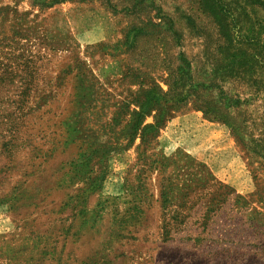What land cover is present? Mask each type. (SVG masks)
Listing matches in <instances>:
<instances>
[{
  "label": "rangeland",
  "instance_id": "rangeland-1",
  "mask_svg": "<svg viewBox=\"0 0 264 264\" xmlns=\"http://www.w3.org/2000/svg\"><path fill=\"white\" fill-rule=\"evenodd\" d=\"M0 264H264V0H0Z\"/></svg>",
  "mask_w": 264,
  "mask_h": 264
}]
</instances>
